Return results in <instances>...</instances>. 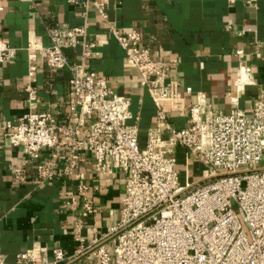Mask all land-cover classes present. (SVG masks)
<instances>
[{
  "label": "crops",
  "instance_id": "0c3cea01",
  "mask_svg": "<svg viewBox=\"0 0 264 264\" xmlns=\"http://www.w3.org/2000/svg\"><path fill=\"white\" fill-rule=\"evenodd\" d=\"M110 25L140 34L139 47L148 49L175 80L176 101L159 107L153 103L140 86L137 71L124 65L125 52ZM60 26L83 29L79 39L93 45L85 68L105 79L114 94L130 101L133 119L128 123L138 128L140 149L146 146L159 110L166 116V126L160 129L166 139L169 128L187 126L199 94L209 99L215 112L228 114L231 102L226 95L231 90L237 108L244 112L252 109L264 90V0H258L256 8L246 7L243 0H0V40L16 50L10 63L0 65V258L6 264L35 245L45 247L50 257L52 249L63 250L66 260L61 264H99L95 249H110L115 241L110 229L118 222L125 173L114 170L96 176L89 153L82 152L70 175L35 184L36 166L50 160V150L33 159L10 146L3 130L29 111L24 92L29 59L38 69L35 88L40 100L32 111L50 114L73 137L74 131L80 134L90 127L69 121L70 74L44 63L42 50L50 44L47 30ZM63 53L70 61H81L80 47ZM243 68L249 69L253 84L237 93L236 84L241 88L246 82ZM60 155L67 157L68 149L64 147ZM170 157L175 159L181 184L185 179H200L191 170L200 164L184 148H176ZM19 167L25 169L22 183L13 180ZM80 185L89 187L84 196L96 212L83 218L82 242H77L73 228L81 217ZM68 200L76 202L77 209H70Z\"/></svg>",
  "mask_w": 264,
  "mask_h": 264
},
{
  "label": "built area",
  "instance_id": "2783aa9c",
  "mask_svg": "<svg viewBox=\"0 0 264 264\" xmlns=\"http://www.w3.org/2000/svg\"><path fill=\"white\" fill-rule=\"evenodd\" d=\"M257 3L243 0L248 8H256ZM109 29L125 52L124 65L137 71L140 86L153 103L159 107L176 101L175 80L150 57L148 49L139 47L140 34L111 25ZM81 33V28L66 26L48 29L50 44L42 53L47 67L70 74L69 121L90 127L80 134L74 131L73 137L50 114L32 111L40 100L35 88L38 69L34 59H29L24 87L29 111L3 129L9 145L33 159L42 150H50V160L36 166L35 184L70 175L82 152L89 153L96 176L111 175L114 170L127 175L118 222L110 229L114 244L94 251L99 264H264V90L249 112L237 108L231 90L226 95L231 102L228 114L215 112L209 99L199 94L187 126L169 128L166 139L160 133L166 116L159 110L146 146L140 149L138 128L128 123L133 119L130 101L114 94L105 79L85 68L93 45L79 39ZM77 47L81 48L78 63L63 53ZM15 54L7 41L0 40V65L10 63ZM242 70L248 83L240 89L253 84L249 69ZM64 147L68 155L62 158ZM178 147L203 167L198 181L179 182L175 159L170 157ZM13 180L25 181L23 167L14 170ZM88 189L85 185L77 189L83 198L81 217L73 228L77 242H82L83 218L96 212L84 196ZM65 204L77 209L74 201ZM65 260L60 248L52 249L50 257L45 247L35 245L18 254L12 264H61ZM0 264L6 263L0 258Z\"/></svg>",
  "mask_w": 264,
  "mask_h": 264
},
{
  "label": "rangeland",
  "instance_id": "374dc122",
  "mask_svg": "<svg viewBox=\"0 0 264 264\" xmlns=\"http://www.w3.org/2000/svg\"><path fill=\"white\" fill-rule=\"evenodd\" d=\"M251 90L253 91V89H250V92H251ZM198 169H196V168H192L191 170H193L194 171V175H199V174H201V171L203 170V167L200 165L199 167H197ZM182 178L183 177H181V182H182Z\"/></svg>",
  "mask_w": 264,
  "mask_h": 264
},
{
  "label": "bare ground",
  "instance_id": "6f19581e",
  "mask_svg": "<svg viewBox=\"0 0 264 264\" xmlns=\"http://www.w3.org/2000/svg\"><path fill=\"white\" fill-rule=\"evenodd\" d=\"M243 74H244L245 77H246V82H245V83H248L247 74L245 73V71H243ZM245 83H244V84H245ZM236 88H237V89H240L239 86H238L237 84H236Z\"/></svg>",
  "mask_w": 264,
  "mask_h": 264
}]
</instances>
